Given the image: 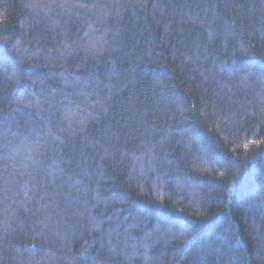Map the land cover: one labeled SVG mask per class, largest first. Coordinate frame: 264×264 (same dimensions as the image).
Instances as JSON below:
<instances>
[{"label":"trees","instance_id":"16d2710c","mask_svg":"<svg viewBox=\"0 0 264 264\" xmlns=\"http://www.w3.org/2000/svg\"><path fill=\"white\" fill-rule=\"evenodd\" d=\"M0 264H264V0H0Z\"/></svg>","mask_w":264,"mask_h":264}]
</instances>
